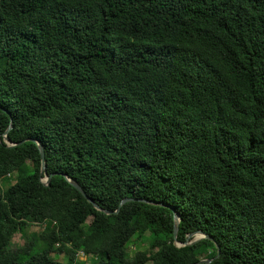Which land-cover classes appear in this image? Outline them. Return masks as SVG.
Instances as JSON below:
<instances>
[{"label":"trees","instance_id":"1","mask_svg":"<svg viewBox=\"0 0 264 264\" xmlns=\"http://www.w3.org/2000/svg\"><path fill=\"white\" fill-rule=\"evenodd\" d=\"M13 173L0 264H264V0H0Z\"/></svg>","mask_w":264,"mask_h":264},{"label":"water","instance_id":"2","mask_svg":"<svg viewBox=\"0 0 264 264\" xmlns=\"http://www.w3.org/2000/svg\"><path fill=\"white\" fill-rule=\"evenodd\" d=\"M10 128H11V126H8L7 129L5 130V133H4V141L8 145L14 146V144H12L8 140V138L6 137V134L9 131ZM35 143L38 146V151H39V155H40V174L43 175V177H41V182L44 183V184H48L49 181H50L51 175H47L46 174V165H45V160H44V151H43L42 146H40L38 144V142H35ZM65 178L70 183V185L72 187H74L85 199H87L89 202L92 203L93 207L96 210L101 211L104 214H107L108 215V214H112V213H117L118 210L120 209V207L123 204H125L126 202H129V201H134L133 198H124V199H122L119 202L118 207H117V209L115 211H108V210H105V209H101L97 204L93 203V201L91 199H89L85 195V193L83 192V190L81 189V187L75 181L69 179L67 176H65ZM139 201H144V202L153 204V202L146 201V200H139ZM178 223H179V217L175 213H173V240H175L176 235H177ZM202 238H208V236L206 234H204L203 232H196V233H193V234H189L187 236V238H186V241L184 243H175V244L178 247L179 246H184V245H190V244L195 243L196 241H198L199 239H202ZM211 261H212V259H204V260H200L198 263L208 264Z\"/></svg>","mask_w":264,"mask_h":264},{"label":"rangeland","instance_id":"3","mask_svg":"<svg viewBox=\"0 0 264 264\" xmlns=\"http://www.w3.org/2000/svg\"><path fill=\"white\" fill-rule=\"evenodd\" d=\"M15 181V174H10L8 176H5L3 179L0 180V193L10 184H12ZM90 218L87 219V222H89ZM42 230V226L38 225V224H33L30 227L27 228L26 230V234L25 235H29L31 232H40ZM12 245L13 246H21L24 242V239L21 237V235L19 233H16L12 240ZM147 250V245L143 242L140 241H135V239L133 238L130 243L127 244V251L129 252L130 255H133L135 252L137 251H144ZM78 256V255H77ZM52 257L62 263V264H67L66 263V255L62 254H52ZM85 258V257H84ZM81 260H84L83 257H80ZM97 258L93 255H88L85 259V262L87 264H91L93 261H95Z\"/></svg>","mask_w":264,"mask_h":264},{"label":"built area","instance_id":"4","mask_svg":"<svg viewBox=\"0 0 264 264\" xmlns=\"http://www.w3.org/2000/svg\"><path fill=\"white\" fill-rule=\"evenodd\" d=\"M8 175H10V174H8ZM8 175H6V176H8ZM77 255H78V256H77ZM80 257H83L84 260H82V261H85V259H86L87 256L84 255L82 252H78V253L76 254V258L79 259V260H81ZM84 257H85V258H84Z\"/></svg>","mask_w":264,"mask_h":264}]
</instances>
